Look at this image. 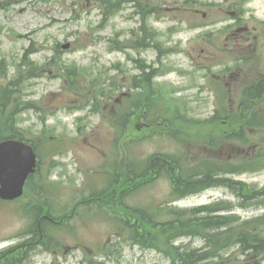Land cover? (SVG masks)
I'll list each match as a JSON object with an SVG mask.
<instances>
[{"label": "rangeland", "instance_id": "1", "mask_svg": "<svg viewBox=\"0 0 264 264\" xmlns=\"http://www.w3.org/2000/svg\"><path fill=\"white\" fill-rule=\"evenodd\" d=\"M98 1L0 0V59L5 58V74L0 77V89L2 84L6 85L7 79L18 73L14 63L20 62L26 53V61L40 67L38 75L32 79L21 81L18 77L20 85L24 83V99H33L34 102L20 111L17 127L25 137L33 140L46 129L48 139L65 138L57 145L67 148L56 158L61 165H54L52 170L47 156V161L42 157L40 173L32 178L29 189L34 191L39 183L49 182L56 183L54 186L61 189L64 184L71 188L85 187L82 193H64L60 202L53 199L55 205L68 201L72 210L75 202L82 199V195H87L90 189L107 184L103 183V173L115 160L118 143L117 161L124 151L134 150L131 154L136 160L145 159L141 164L152 167L143 179V183L151 182L149 187L131 194L128 203L139 206H150L156 202L164 204L171 199L169 176L172 171L169 172L170 166L161 161H174L170 156L166 158V154L184 157L177 159V166L191 164L205 154L229 155V147L219 138L221 128L216 125L205 127L203 121L213 114L218 96L226 94L222 86L228 81L229 74L246 69L242 64L234 65L236 59L246 55L248 58L253 56L255 63L264 59V0H193L189 4L184 0H118L122 8L119 11H114L112 4H108L110 0ZM136 2L153 7L145 20V26L157 33L153 41L137 32L140 20L132 5ZM197 24L201 25L194 26ZM138 41L139 46H129ZM155 44L163 51L156 49ZM142 63H153L154 69L163 70L152 78L154 89H161V99L179 100L180 107L169 110V115L179 116L178 122L171 124L169 134L179 138L180 142L163 134L153 135V126L142 130L134 127L136 121L144 126L140 122L143 119H136L131 126L133 130H129L126 107L133 103L132 98L120 102L113 117L109 108H103L104 105L111 107L118 95L136 90L131 86V78L139 73L137 64ZM254 67V64L250 65L247 68L252 70L243 71L235 76L237 79L229 80L228 88L234 99L239 96L242 85L261 74L258 73L261 70ZM20 68L25 69L22 65ZM261 68L264 69V65ZM73 69L83 72L82 79L78 78L83 91L78 94L70 90L67 74L61 71ZM224 88L227 89L226 85ZM97 96L99 99L95 101ZM93 101L100 103L99 115L89 112L88 107L80 111L67 109L82 103L88 106ZM235 103L231 102L233 106ZM80 115L87 117L81 125L78 123ZM154 130L162 133V130L168 131V127L162 125ZM207 141H210L209 148L206 147ZM55 146L56 143H52L53 149ZM48 148V145L42 148L41 153ZM237 148L240 147L232 145L230 150L235 154ZM151 154V159L146 160ZM260 160L264 165V156ZM122 165L130 171V165ZM162 167L165 168L158 172L157 169ZM93 168L91 177L94 180L89 176ZM232 177L263 185L264 169ZM33 197L30 194L11 204L0 202V249L15 245L25 237L30 220L23 215L22 205L27 201L32 207ZM221 200L233 201L235 205L239 199L230 190L217 187L191 196L179 205L190 207ZM255 203L256 206L249 207L237 205L235 210L229 209L224 213L251 218L264 212L262 203ZM85 221L74 220L72 227L61 232L59 252L37 248L24 264H88V256L99 261L98 264H169V260L154 248L132 244L123 237L112 239L114 225L108 220ZM184 243L191 248L203 244L197 238H187ZM48 246L52 247L49 243ZM18 255L25 257L24 254ZM7 262L22 264L18 257H11Z\"/></svg>", "mask_w": 264, "mask_h": 264}, {"label": "trees", "instance_id": "2", "mask_svg": "<svg viewBox=\"0 0 264 264\" xmlns=\"http://www.w3.org/2000/svg\"><path fill=\"white\" fill-rule=\"evenodd\" d=\"M14 91L12 84L1 89L0 140L8 134L21 135L22 133L23 136V132L15 124L14 114L23 108L25 103H21L18 97H14ZM242 109L243 115L238 114L233 117L232 122L237 123V128L232 131L231 140L248 149H255V151L252 150L241 161L232 158L230 163L232 173L238 172L242 166L250 170H258V166L263 165L260 157L264 156V77L247 87ZM208 163L209 160L202 162L203 175H197L198 178L193 176L198 168L181 171V176L178 177L180 182L173 183V191L176 194L174 196L180 198L215 184L209 182L218 171L214 168L212 170ZM218 165L222 168L224 164ZM224 184L235 190L245 201L242 204L264 203V187L246 186L233 180L231 183ZM99 204L100 207L103 206L111 211L121 205V203L108 204L103 200ZM40 205L42 206L40 209H33L35 221L31 227L32 238L27 243L44 245L49 243L57 248L58 242L51 240V233L54 232V228L59 229L64 222H67L70 217L69 211L65 205L61 208H53L43 202H40ZM78 205L89 206L87 203H78L76 206ZM220 210L219 204L183 210L168 208L163 209L162 212L170 216L162 220L156 217L149 219L143 209L125 207L119 209L121 218H115L113 221L117 224V232L120 236L125 233L124 236H127L129 241L132 240L142 247L159 248L171 257L170 264H264V215L240 221L234 215L217 214ZM124 230L126 231L123 232ZM182 236L199 237L205 244L201 248L175 245V239ZM235 245L238 246L237 250L227 251ZM26 250L27 247L24 251ZM241 255H244L245 259H241ZM0 264H2L1 260Z\"/></svg>", "mask_w": 264, "mask_h": 264}, {"label": "water", "instance_id": "3", "mask_svg": "<svg viewBox=\"0 0 264 264\" xmlns=\"http://www.w3.org/2000/svg\"><path fill=\"white\" fill-rule=\"evenodd\" d=\"M35 165L36 157L30 146L14 140L0 143V196L4 199L21 196Z\"/></svg>", "mask_w": 264, "mask_h": 264}]
</instances>
